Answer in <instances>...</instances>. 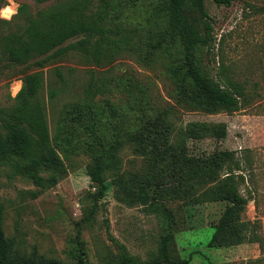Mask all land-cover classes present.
<instances>
[{
    "label": "rangeland",
    "instance_id": "obj_1",
    "mask_svg": "<svg viewBox=\"0 0 264 264\" xmlns=\"http://www.w3.org/2000/svg\"><path fill=\"white\" fill-rule=\"evenodd\" d=\"M68 1L5 0L0 9L19 7L10 21L0 25V44L7 34L22 31L28 17L39 10ZM86 1L94 12L101 0ZM107 2L108 12L116 2L127 3L117 21V37H127V50L110 64L99 67L88 63L77 51L50 56L42 67L35 61L45 55L15 64L7 62L0 45V108L12 105L23 77L40 71L42 85L37 99L44 106L52 145L60 161L56 183L44 186L34 184L26 172L17 174L9 166H0V205L4 209L6 237L16 240L20 253L27 254L35 248L39 254L64 264H122L121 253L133 257L135 264H164L158 250L169 225L174 231L168 248L170 257L187 260L185 264H264V249L248 241V231L243 232L246 237L241 243L210 245L228 201L195 202L183 191L190 182H173L170 176L171 161L178 157L228 150L238 158L248 150L251 163H243L245 180L238 187L249 198L241 220L249 226L257 222L264 240V0H233L229 6L205 1L214 20V32L218 39L222 38L225 61L235 62L244 72L252 61V77L261 83L262 96L255 107L233 113L207 110L192 98L179 95L169 75L171 57L154 45L158 27L148 11L149 0ZM20 8L24 11L20 12ZM193 14L188 11V21L192 22ZM77 39H69L62 46ZM207 55L204 60L213 70L215 62ZM75 103L93 106L96 136L103 135L104 142L110 138L119 141L114 148L117 162L104 172L108 190L97 201L92 196L96 188L91 186L88 175L92 160L86 140L90 139V131L78 128L76 137L68 132L75 123L69 119L75 116L65 115ZM160 118H164L169 131L166 143L158 142L154 148L163 149L169 160L170 170L164 168L162 184L175 187L174 192L163 195L154 194L152 184L157 173L150 172L154 170L152 156L142 149V124L150 121L153 125ZM192 122L204 128L199 139L185 133ZM218 125L225 126L224 138H215ZM49 174L47 170L39 171L45 179ZM142 181L148 189L145 204L138 198ZM254 189L257 208L251 198Z\"/></svg>",
    "mask_w": 264,
    "mask_h": 264
},
{
    "label": "trees",
    "instance_id": "obj_2",
    "mask_svg": "<svg viewBox=\"0 0 264 264\" xmlns=\"http://www.w3.org/2000/svg\"><path fill=\"white\" fill-rule=\"evenodd\" d=\"M2 1V2H1ZM206 0H149V13L157 25L154 45L162 53L170 56L169 75L176 85L179 95L186 99L192 98L204 109H220L233 113L243 109L254 108L262 96L260 81L252 77V61L248 71L244 72L235 62L225 61L222 52V38H217L214 32V20L205 8ZM217 5H231L233 0H213ZM5 0H0L2 8ZM86 0H70L58 6L42 9L33 17H28L27 24L22 31L7 34L2 38L1 53L7 62L15 64L28 63L32 58L45 55L35 61V65L42 67L50 56L66 54L69 51L80 52L88 63L96 66L110 64L118 55L127 50L126 36L117 37L119 27L117 21L125 10L126 2L111 5L108 12L107 0H101L94 12L90 11ZM135 7V3L133 4ZM137 8H135L136 10ZM258 9L262 10V7ZM20 12L24 8L19 9ZM188 11H193L192 22L188 21ZM6 22L0 19V25ZM111 35H115L112 37ZM78 38L64 46L67 40ZM56 49L52 54L50 51ZM211 56L215 62L213 70L209 67L204 55ZM42 85V73L32 72L22 79L20 90L13 98L9 107L0 108V166H9L14 173H28L30 179L37 186L55 184L60 161L56 155L49 132L45 109L37 99V93ZM93 106L88 104H71L65 116L73 114L75 117L72 137L78 136V128L90 131V139L86 140L91 151V164L88 175L92 187L96 190L92 194L94 201L103 198L108 190V183L104 172L116 164L114 156L115 145L118 140L112 138L104 142L103 135L96 136ZM101 121V118H99ZM160 118L152 125L150 121L143 123L142 149L152 156L151 173L156 174L152 185L154 194L163 195L175 191V187L163 185L169 160L163 149H155L158 142L166 143L169 126ZM203 130L197 122H192L185 130L187 137L199 139ZM107 132V131H106ZM105 132V133H106ZM215 138L225 137V126L218 125L214 130ZM99 138H96V137ZM59 141V138L56 141ZM91 140V141H90ZM76 146L79 142H75ZM78 144V145H77ZM242 153L238 158L233 157L231 151L214 150L208 155L193 157H178L172 162L173 172L170 174L173 182L184 180L190 182L183 191L191 195L195 202L226 200L225 207L210 245H231L243 241L248 231L249 242H256L264 249L263 237L258 233L257 222L252 226L241 220L242 210L248 203V197L239 190V184L244 182L246 171L243 163H251L249 156ZM243 157L245 160L241 159ZM176 163V164H175ZM158 168V170H157ZM165 168V169H164ZM47 170V179L39 175V171ZM138 198L147 203V185L142 181ZM251 197L257 208V191L253 190ZM3 206L0 205V264H64L56 258H47L39 254L36 249L30 253H20L17 242L12 237H6L3 229ZM249 226V227H248ZM174 237L171 226L165 227L159 245V258L164 264H185L187 260L170 257V243ZM122 264H135L137 261L126 253L119 254ZM81 263V259L78 260Z\"/></svg>",
    "mask_w": 264,
    "mask_h": 264
},
{
    "label": "clouds",
    "instance_id": "obj_3",
    "mask_svg": "<svg viewBox=\"0 0 264 264\" xmlns=\"http://www.w3.org/2000/svg\"><path fill=\"white\" fill-rule=\"evenodd\" d=\"M18 7H19L18 5H15L13 7H4L3 9H0V19H5L10 21L12 19V16L17 14Z\"/></svg>",
    "mask_w": 264,
    "mask_h": 264
}]
</instances>
